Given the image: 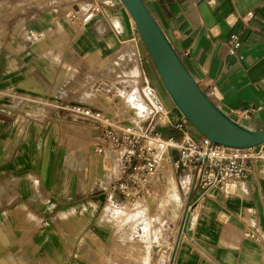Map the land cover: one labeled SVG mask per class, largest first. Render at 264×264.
Returning <instances> with one entry per match:
<instances>
[{
	"label": "crops",
	"instance_id": "crops-1",
	"mask_svg": "<svg viewBox=\"0 0 264 264\" xmlns=\"http://www.w3.org/2000/svg\"><path fill=\"white\" fill-rule=\"evenodd\" d=\"M144 1L211 100L248 110L240 119L263 128L264 0ZM97 2L103 13L87 23L66 16ZM32 76L45 95L25 89ZM114 93L148 107L154 130L202 139L190 123L178 128L184 116L121 0H0V264H264V159L193 210L200 171L163 175L149 201L151 239L143 222L133 240L119 236L110 213L123 205L112 187L119 153L97 154L84 126L54 118L49 105ZM154 107L162 111L152 117ZM247 228L262 239L244 237Z\"/></svg>",
	"mask_w": 264,
	"mask_h": 264
},
{
	"label": "built area",
	"instance_id": "built-area-1",
	"mask_svg": "<svg viewBox=\"0 0 264 264\" xmlns=\"http://www.w3.org/2000/svg\"><path fill=\"white\" fill-rule=\"evenodd\" d=\"M103 5L97 2L81 16L75 11L68 12L66 16L73 21L81 19V24L87 23L103 13ZM228 43L229 51L234 53L241 45L239 34L232 33ZM49 105L54 118L84 126L97 154H104L108 150L119 153L123 175L112 187L121 195L123 205L110 213L119 236L129 241L133 240V227L139 222L146 225L150 220L149 201L161 184L163 175L178 168L200 171L198 195L190 205L193 210L213 190L225 188L230 182L249 175L256 162L264 159V143L251 147H231L204 136L196 140L188 132L181 140L167 136L151 127L148 107L133 103L120 93L101 95L96 102L64 103L52 100ZM161 111L160 107H154L152 117ZM248 113V110H243L242 115H235L241 122L240 118ZM187 123L184 117L178 123V128L184 129ZM243 235L255 241L262 239L252 228L245 229Z\"/></svg>",
	"mask_w": 264,
	"mask_h": 264
},
{
	"label": "water",
	"instance_id": "water-1",
	"mask_svg": "<svg viewBox=\"0 0 264 264\" xmlns=\"http://www.w3.org/2000/svg\"><path fill=\"white\" fill-rule=\"evenodd\" d=\"M133 18L145 46L173 101L204 137L231 147L264 143V127L251 129L228 108L217 106L202 90L144 0H121ZM189 204L187 205V210ZM187 211L185 212L186 217Z\"/></svg>",
	"mask_w": 264,
	"mask_h": 264
},
{
	"label": "rangeland",
	"instance_id": "rangeland-1",
	"mask_svg": "<svg viewBox=\"0 0 264 264\" xmlns=\"http://www.w3.org/2000/svg\"><path fill=\"white\" fill-rule=\"evenodd\" d=\"M55 32H56L55 30H52L50 33V36L52 37V34H54ZM57 32L59 33V38L56 39L57 41L55 40L56 41L55 46L64 47L62 40H65V42H68V40H69L68 34L61 26L58 27ZM46 48H47V50L51 49V47H46ZM32 77H33V81L25 89H28L30 86H32L35 90H39L40 92L42 91V96L45 95V90L39 85L40 83H39L38 79L35 76H32ZM27 80L24 81L21 85H25V84L27 85ZM42 96H40V97H42ZM26 110H29V106L26 107ZM155 195H157V193ZM152 201H157V196H155V197L153 196V198L151 199V206H152Z\"/></svg>",
	"mask_w": 264,
	"mask_h": 264
},
{
	"label": "bare ground",
	"instance_id": "bare-ground-1",
	"mask_svg": "<svg viewBox=\"0 0 264 264\" xmlns=\"http://www.w3.org/2000/svg\"><path fill=\"white\" fill-rule=\"evenodd\" d=\"M25 86H21V88H24ZM166 199V198H165ZM165 204V203H164ZM165 207H167V206H165ZM148 224V223H147ZM145 225V228H144V230H145V234H146V237L148 236V239L150 240L151 239V229H150V225L148 224V225ZM147 240V239H146Z\"/></svg>",
	"mask_w": 264,
	"mask_h": 264
}]
</instances>
